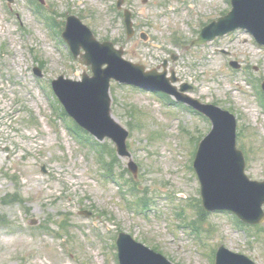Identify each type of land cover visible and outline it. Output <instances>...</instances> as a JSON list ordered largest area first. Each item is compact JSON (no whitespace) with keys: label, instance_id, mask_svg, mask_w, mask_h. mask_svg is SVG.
<instances>
[{"label":"rangeland","instance_id":"rangeland-1","mask_svg":"<svg viewBox=\"0 0 264 264\" xmlns=\"http://www.w3.org/2000/svg\"><path fill=\"white\" fill-rule=\"evenodd\" d=\"M116 4L0 0V264H119L122 232L173 264H215L220 246L264 264V223L216 212L193 224L202 206L193 162L211 132L207 118L173 98L112 82V116L129 132L130 157H120L110 140L79 138L51 84L92 75L61 37L67 17L78 16L127 60L160 72L167 62L175 86L189 85L192 98L233 113L246 172L264 181V48L245 31L190 47L230 10L229 0H124L131 38Z\"/></svg>","mask_w":264,"mask_h":264},{"label":"water","instance_id":"water-1","mask_svg":"<svg viewBox=\"0 0 264 264\" xmlns=\"http://www.w3.org/2000/svg\"><path fill=\"white\" fill-rule=\"evenodd\" d=\"M123 2L124 0H119V8ZM232 5V12L205 28L192 46L204 45L217 36H223L238 28L247 29L264 45V0H232ZM125 15L128 36L131 37L134 34L132 16L128 11ZM64 36L75 57L80 55L81 48L86 51V54H81V62L91 65L94 76L90 78L84 75L83 81L59 77L53 82L57 96L80 126L100 140L110 137L117 144L119 155L129 156L126 148L128 132L111 115V79L150 90H159L156 84H164L165 91L170 94H177L175 89L170 86L165 72H146L143 66L126 61L123 58V49L116 50L109 42L98 43L92 32L76 17L69 18ZM104 65L108 68L103 69ZM173 76L172 81H177L174 73ZM188 89V86L182 88L183 91ZM178 98L205 113L214 122V130L201 144L195 161L206 210H229L245 222H263L264 182L250 181L244 173V156L236 148L235 117L217 107L202 105L187 97ZM118 248L121 264H172L125 234L120 235ZM216 264L255 263L221 247L217 253Z\"/></svg>","mask_w":264,"mask_h":264},{"label":"trees","instance_id":"trees-1","mask_svg":"<svg viewBox=\"0 0 264 264\" xmlns=\"http://www.w3.org/2000/svg\"><path fill=\"white\" fill-rule=\"evenodd\" d=\"M202 215H203V217H201V219L199 220V222H203V221H205V213L202 211ZM198 223V222H197Z\"/></svg>","mask_w":264,"mask_h":264}]
</instances>
